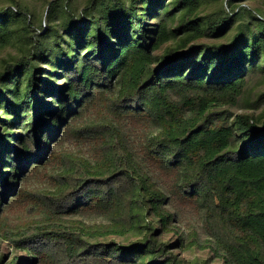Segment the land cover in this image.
Here are the masks:
<instances>
[{
	"label": "trees",
	"instance_id": "trees-1",
	"mask_svg": "<svg viewBox=\"0 0 264 264\" xmlns=\"http://www.w3.org/2000/svg\"><path fill=\"white\" fill-rule=\"evenodd\" d=\"M96 1L63 26L52 23L70 0L48 2L46 28H34V6L15 0L0 9V47L48 31L31 41L37 52L0 73V221L12 197L8 206L42 212L49 224L19 233L26 264H189L173 252L183 237L163 240L188 217L170 212V201L200 219L223 264H264V121L222 110L237 104L249 75L264 77V14L249 12L247 0L208 21L197 16L202 0ZM232 31L228 42L188 46ZM181 35L188 50L154 54ZM58 69L64 84L38 83ZM96 104L101 118L81 126ZM61 139L96 141L83 152L51 150ZM79 212L109 223L59 221ZM200 233L192 227L190 241ZM108 236L123 242L99 240Z\"/></svg>",
	"mask_w": 264,
	"mask_h": 264
},
{
	"label": "rangeland",
	"instance_id": "rangeland-1",
	"mask_svg": "<svg viewBox=\"0 0 264 264\" xmlns=\"http://www.w3.org/2000/svg\"><path fill=\"white\" fill-rule=\"evenodd\" d=\"M15 0H0V9L6 8L9 6L14 5ZM19 3L27 5V6H34V9L36 8V24L34 28H39L40 23L43 27L48 26V22L45 20L46 16V10L48 9V2L54 1V0H17ZM113 2L112 0H109ZM170 0H166V4L169 3ZM229 0H202V4L200 6L199 12L197 13V16L202 17L206 19L207 21L210 19H215L216 17H220V15L223 14V11L227 13H231V10L234 8H237L238 5H241V0H235L232 5H229ZM64 4H66V0H63ZM96 0H70L69 2V11L68 9L64 8L63 11L56 14L54 23H52V26L58 25L63 26L65 22H67L70 14L72 13L73 16L75 15V19L78 20L79 16H81L84 12V8L88 5L96 4ZM246 4L249 6V12H252L254 15L262 16L264 14V0H247ZM246 6L245 4H243ZM242 6V5H241ZM71 12V13H70ZM178 14V13H176ZM223 16V15H222ZM86 18V17H85ZM238 23L244 22L242 20V17L239 16ZM176 20H179V15H177ZM149 22H152V20H149ZM177 24V23H176ZM173 26V25H171ZM235 25L234 27H236ZM61 34L63 36L66 34V31H64L62 28ZM36 33L33 34L32 40L33 44L36 41V39H41L39 35V32L42 34H45L46 30L37 29L35 31ZM32 34V33H31ZM234 35V32H230L225 38H213V37H202V38H193L190 40V43L188 46L192 45H218L221 43L228 42L230 38ZM185 36L181 35L177 37L176 39H172L171 41H168L166 44L162 45L157 51L154 52L157 56H162L168 53L170 50L175 49L176 51L188 50V47L185 46L182 48L181 46L186 43L187 40H183ZM31 41L27 39V41H19V40H13L11 43H9L6 46L0 47V73L4 71L6 66L8 64H15L18 62L19 59L23 57V55L26 52H37V49L31 45ZM26 46V48H25ZM48 46V44H47ZM49 55V51L45 52ZM48 58V57H46ZM47 61L39 60L37 61V66L46 71H50V67H48ZM60 73L61 75L54 79L56 74ZM61 72L60 69L55 70L53 74H48L47 72H42L38 74V83L40 85L42 80L46 79L47 81H52L54 85H62L65 82L64 74ZM41 78V79H40ZM43 95V93H40ZM45 101V103H50L52 106L56 105L53 102L52 98L46 97L42 99ZM103 110L102 108L98 107L96 104L92 108H88L85 110L80 118L77 119V121L80 123L81 126L83 125H90L93 121L99 120L100 112ZM222 110H227L228 112L232 114H250L254 115L260 122L264 121V77L260 74H251L248 76V82L247 86L239 98L237 104L235 105H227L222 108ZM3 111L0 110V117L2 118ZM46 119V117H44ZM262 124V123H261ZM0 129L1 133H4V127L0 123ZM16 132L24 133V130H20L15 128ZM64 137L61 135V138ZM63 139V138H62ZM60 142L54 141L50 148L51 150H55L56 148L63 149L67 148L69 150L73 149L77 152H83L85 151L83 148L87 149V147L84 146H92V144L96 141L92 139L91 145H85L80 144V142H73V141H66L62 143V140ZM132 139H129V142H131ZM87 143V142H82ZM133 144V143H132ZM62 148H60V146ZM20 147L19 145H17ZM83 147V148H82ZM50 150V151H51ZM32 166L30 167V169ZM157 183L159 184L160 188L168 193V187L164 183H160V181L156 178ZM163 182V181H162ZM21 184V183H20ZM13 198L9 197L8 205H12ZM7 206V211L3 216H7V223L2 224L0 221V262L2 264H5L12 260L15 256H20L24 258L25 260L21 262V264H26L28 262V256L26 255L25 251L21 249H17V243L15 240L19 239V233L24 232L26 230H30L33 228H46L49 224H47L46 216L39 211H32L30 213H27L25 211L19 212L17 210V207L11 208L10 206ZM10 207V208H8ZM169 210L172 213H175L177 211H181L183 214L184 211H188L187 216L188 217H182L180 215V224H178L177 231L174 233H169L166 236L163 237V240L167 241L168 243L174 242L179 237H183L186 240V245L184 248H175L173 249V252L180 256L182 259H185L189 261V264H223V260L217 259L213 253L210 251V247L208 246L209 241L207 240L208 237L205 236L202 233V225L200 224V219L197 216L192 215V211L189 212V209H185L182 206V209L180 210L177 205L173 201H170L169 203ZM184 215V214H183ZM60 222L70 221L71 223H80L83 222L86 225H104L105 223H109L108 219L104 217L103 215L96 214V213H86V212H79L78 214L74 215H65L62 219H59ZM194 227L197 230H199L200 237L197 240V243L194 244L192 241H190V231L191 228ZM10 230V231H9ZM11 234V235H10ZM111 239L117 240L119 242H123V239H118L116 237H102L99 238L100 241L109 242ZM127 242V241H125Z\"/></svg>",
	"mask_w": 264,
	"mask_h": 264
}]
</instances>
